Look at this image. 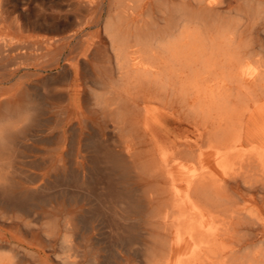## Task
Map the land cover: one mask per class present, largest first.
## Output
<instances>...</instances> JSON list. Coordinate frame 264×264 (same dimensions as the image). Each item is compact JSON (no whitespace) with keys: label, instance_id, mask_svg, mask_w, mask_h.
Instances as JSON below:
<instances>
[{"label":"rangeland","instance_id":"obj_1","mask_svg":"<svg viewBox=\"0 0 264 264\" xmlns=\"http://www.w3.org/2000/svg\"><path fill=\"white\" fill-rule=\"evenodd\" d=\"M98 1L0 3V36L14 37L9 46L21 45L0 61V67L8 66L0 69V264H152L160 235L155 211L169 197L162 191L165 179L150 175L149 164L176 149L207 152V182L225 198L221 208L229 209L236 228L235 237L223 244L231 249L248 239L239 255L263 248L264 160L257 152L264 148V118L238 113L252 104L245 100L250 93L263 95L264 74L243 81L221 69L206 71L201 62L193 67H185L186 59L169 62L165 51V100L143 118L147 130L134 132L121 118L119 106L126 102L111 100V110L105 106L111 96H128L132 82L119 70L106 31L115 0L96 6ZM202 1L165 0L163 16L154 2L150 12L127 19L121 28L165 31V44L181 38L186 43L197 32H207L204 21L194 20L205 10ZM214 1L217 8L208 20L229 26L231 47L251 49L250 62L264 69V12L256 11L258 5L264 8V0ZM49 38L64 40L50 44ZM173 69L180 75L172 79ZM192 81H197L194 89ZM183 86L191 88L187 105L179 101ZM194 98L200 116L190 110ZM236 135L241 153L232 157L235 169L226 175L215 146ZM8 194L23 200L15 202Z\"/></svg>","mask_w":264,"mask_h":264},{"label":"bare ground","instance_id":"obj_2","mask_svg":"<svg viewBox=\"0 0 264 264\" xmlns=\"http://www.w3.org/2000/svg\"><path fill=\"white\" fill-rule=\"evenodd\" d=\"M1 1L2 0H0V3ZM206 1H202L205 4V10H200L199 16L194 14L195 17L194 15L193 17L196 22L204 21L203 30H207V34L197 32L192 37H190L192 39L188 40L186 43L181 38L178 43L169 42L168 44H165V31L153 33V31H150L146 28L144 30L131 33L129 31H124L121 28V24L126 22L127 19H134L136 18L135 16H143L145 12H150L149 8L154 4V2L158 3V12L159 14H161V16H163L165 12V0H115L114 7L112 9L115 14H112L111 19L108 21L106 25V31L109 33L112 39V47L116 53L118 68L119 70H125V75L127 76V79L132 82V85L125 90V92L129 94H127L128 96L123 97V92L118 93V96H111L106 100L105 106L107 110H111V100H119L120 103L126 102V104H120L119 106V108L123 110L121 111V118H123V122L124 120L128 121V124L131 126V130H133L134 132L139 131L141 127L147 130L146 124L141 125L143 118H146L147 120L151 116L154 110L153 107L156 102L165 100V51L170 55L169 62L171 60L174 61L180 59L181 61H184V59H186L187 63H185V67H193L192 65L196 64L197 62H201L203 64V69H205L206 71H217L218 69H221L225 74L236 76V79H238L237 77H239L243 81L247 79L256 80L264 74V69L262 66H253L252 62H250L249 54L251 53V49H248V46L246 47L247 49H245L243 52L240 50H234L231 47L229 37L231 28L229 26H219L218 22L215 24H211L207 16H209L211 12H214L217 6L214 0ZM102 4L103 0H99L96 6H102ZM88 5L92 6L91 8L96 7L91 4ZM225 5H227V3ZM256 11L258 13L264 12L263 6L258 5ZM31 14L33 15V13ZM189 26L191 27V25ZM215 33L217 34L215 35ZM62 40H64V38H49L46 40V42L52 44L53 42L57 43ZM191 40H193L192 44ZM183 41L185 44H180ZM14 42V37L0 36V61L3 62L9 57L10 52L16 51L21 48V45L19 44L9 46L11 43L14 44ZM6 68H8V66H5V64H2L0 67V69L3 70ZM131 71L135 72L134 76L132 75ZM168 71L169 70H167V72ZM172 71H174L172 72V79L177 78L180 75V73L179 75L176 74L178 70L173 69ZM198 75L199 73L197 74V72L194 74V76H196V79ZM191 83L193 84L191 88L194 89L196 87L194 86V84H196L197 81H192ZM130 88H134L136 92L131 93L129 90ZM191 88H187L184 86L180 88L181 90H179V101L181 102V104L187 105V96L190 95ZM115 92L116 91H112V94ZM245 92H247V90H245ZM250 97L251 98L245 97V100H247L248 102L251 101L252 104H249V108L246 104L247 106L243 107V112L240 110V112L242 113L239 112L238 114H241L242 117L247 115L249 119L253 118L256 115L262 116L264 118V93L263 95L259 96L252 95V93H250ZM194 99L195 100L192 104L189 103L190 110L195 115H199L200 104L199 101L196 100V98ZM238 101L240 100L238 99ZM220 104L223 105V103ZM205 117H207V115ZM262 132H264V128ZM226 139L227 140L225 142H222L220 145L218 144V146H215V156L218 160V164L223 169L225 174L229 175V171L235 169V166H233L235 164V161H233L232 157L234 155H237V153H241L238 147L240 144H242V142H239L238 135H236L232 139L231 137L229 139ZM222 145L223 147H221ZM128 152L130 153V149ZM257 154L264 160V148L258 150ZM206 155L207 152L205 151H200L196 154L195 151L188 152L182 149H176L171 153L166 151L162 152L161 155H159L158 160H155L156 163L154 162V166H150L151 164H149L150 172L153 173L150 175L165 179L166 185L165 187H163L162 191L169 197V199L165 200L161 204L160 208L155 211L154 222L157 224L160 232L157 241L160 249L158 248V252L154 254L152 264H264V247L260 249L257 248L252 252H248L244 255H239L243 247L245 245L248 246V239L245 241L240 240V243H238L234 248L231 249H228V247H226L227 244H223L228 239H232L235 237L232 230H236V228H233V215L228 214L229 209L221 208V206L224 205L223 201H225V198L221 195L216 196L213 193V188L207 182L210 172L208 170V167L203 164ZM241 155H245V153H242ZM95 162L99 164L98 161ZM98 164H96V166ZM226 182L227 179L224 177L222 178L220 184L223 185ZM102 183L104 184V181H102ZM107 187L105 188L107 189ZM34 191L36 192V190ZM117 193L119 194L120 192L118 191ZM119 195L122 194L120 193ZM8 197L15 202H21L23 200V198L14 194H8ZM101 197L103 200V196ZM108 203L111 204L110 202ZM108 223L110 224L111 221Z\"/></svg>","mask_w":264,"mask_h":264}]
</instances>
